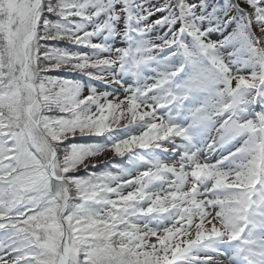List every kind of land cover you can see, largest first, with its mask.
Listing matches in <instances>:
<instances>
[{
	"label": "snow or ice",
	"instance_id": "1",
	"mask_svg": "<svg viewBox=\"0 0 264 264\" xmlns=\"http://www.w3.org/2000/svg\"><path fill=\"white\" fill-rule=\"evenodd\" d=\"M0 264H264V0H0Z\"/></svg>",
	"mask_w": 264,
	"mask_h": 264
}]
</instances>
